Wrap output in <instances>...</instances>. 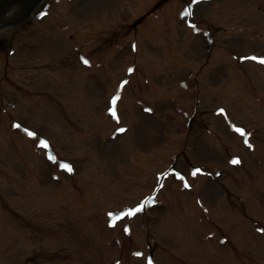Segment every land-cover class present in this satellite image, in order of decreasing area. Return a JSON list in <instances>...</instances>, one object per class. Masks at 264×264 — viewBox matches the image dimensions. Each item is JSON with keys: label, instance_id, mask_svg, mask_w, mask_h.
<instances>
[{"label": "rangeland", "instance_id": "1", "mask_svg": "<svg viewBox=\"0 0 264 264\" xmlns=\"http://www.w3.org/2000/svg\"><path fill=\"white\" fill-rule=\"evenodd\" d=\"M215 1L219 8H215L210 0H49L41 14L32 18V24L12 29L0 38L5 45L0 52L10 48L15 50L6 53L13 57L8 68L16 73L15 82L12 85L10 80L3 79L0 70V83L6 82L1 88L9 94L6 103L14 105L17 116V123L9 130L17 134L16 137L13 136L11 141L0 140V170L3 168L8 172L6 177L0 176V220L3 224L6 222L7 228L16 225L10 220L19 219L17 210L20 209L33 221L28 225L39 233L33 238L15 230L0 232V264H26V256L39 248L50 251L75 248L77 262L82 264H94L95 261V264H264L261 242H264V235L258 232L261 231L259 226L264 229V82L259 76L264 74V64L246 62L249 70L253 68L247 73L250 77L231 72L229 77L222 79L225 72L219 68L223 66V57L213 53L208 70L200 78L205 91L201 92L203 95L199 94L198 88L197 93L190 89L191 94L187 90L174 95L154 92L150 90L153 84L147 77L128 72L130 67L145 65L155 83L162 85V66L160 69L155 67L159 64L157 60L161 58L166 63L167 56H172L175 62L166 71H172L173 76L181 73L177 79L191 77L194 69L203 63L199 60L209 47L206 20L221 28H241L230 36L231 39L220 34L217 45L230 44L242 55L256 54L259 59H264V13L259 11L264 9V0ZM176 6L177 14L183 13L182 17L176 15L175 18H181L179 21L183 26L189 17L194 20L192 24L199 21L195 35L196 42L202 47L198 43L191 44L188 37L177 38L174 30L164 32V23L156 26L151 37L143 35L144 32L140 34V24L144 20L148 19L149 25L155 24L157 13L155 9L150 12V8H157V17L162 18ZM45 12L47 16L43 17ZM119 13L121 16L115 17ZM145 13L149 17L137 21ZM119 18L126 23V31L131 33V39L125 42L121 31L117 34ZM58 23L60 25L55 27ZM135 27L137 31L133 33ZM99 30L100 37L92 39L93 43L89 38ZM108 36L115 37L116 43L111 45L123 43L119 49L104 55L98 47ZM168 36L172 37L171 42ZM136 39L138 43H145L139 46V52H135L132 42ZM82 41L85 46L79 49L76 46ZM194 46L195 52L191 48ZM144 50L159 59L143 55ZM89 56L92 59H87ZM105 68L111 75L102 81L103 74H107ZM29 73L35 75L28 77ZM115 75V84L110 85ZM146 83L149 90L140 94L147 104L157 98L155 101L163 106L175 108L180 104L179 97L192 98L196 111H203V120L211 128L210 134L195 126L196 111L188 103L183 104L185 119L177 120L164 116L161 110L156 113L147 110L150 106L136 103L135 92ZM173 87L174 82H170L169 90ZM23 89L28 90L25 91L27 97H23ZM119 92L133 94L128 108L138 109L139 114L134 121L128 120V108L120 103L119 118H124L122 125L129 127L128 135L121 137L111 126L99 124L102 115L112 120L109 117L113 105L109 99ZM17 93L22 96L20 99ZM49 95L61 102L55 104ZM60 106L74 111L79 131L70 128L58 114L56 109ZM17 124L21 127H15ZM188 124L190 135L183 136L185 143H168L169 138L186 131ZM252 125L254 129L250 127ZM237 126H249L248 130L252 132L244 130L250 133V139H246L251 148L245 140L238 139L234 130ZM24 127L37 133V141L52 140L53 146L49 143L51 151L38 149L35 141L26 139V134L23 137ZM0 131L5 134L6 129ZM215 132L221 140L226 139L234 154L226 156ZM161 144H168L164 154L158 151L157 146ZM200 149L203 155L199 154ZM13 154L23 157L26 167L39 175L42 191H35L31 186L28 199H21V204L14 207L17 210L8 212L7 206H15L13 195L22 192L19 186H11L12 190L7 194V188L12 181L21 180L24 173L19 170L23 169L20 158ZM49 156L54 159L50 160ZM148 157L152 164H145ZM234 157L246 163L248 160V174L240 171L236 164L233 166ZM162 160L175 161L171 170L163 168ZM64 165H70L73 174L67 173ZM197 169L200 171L193 175ZM146 170L148 175L152 173L151 177H143ZM179 175L183 179H178ZM227 193L246 198L248 218L228 203L224 197ZM141 205H144L143 211L136 215H123ZM115 216L121 218L115 221V227H111ZM204 218L206 220H202ZM217 222L236 231L237 237ZM83 257L87 260H82ZM249 257L257 261L251 262Z\"/></svg>", "mask_w": 264, "mask_h": 264}, {"label": "snow or ice", "instance_id": "2", "mask_svg": "<svg viewBox=\"0 0 264 264\" xmlns=\"http://www.w3.org/2000/svg\"><path fill=\"white\" fill-rule=\"evenodd\" d=\"M197 2H199V0H197ZM250 59H252V60H257V57H250ZM83 62H84L85 64L88 63V61H87L86 59H84ZM258 62H259L260 64H264V59H259ZM125 83H127V81H125ZM117 99H119V98L116 97V98H114V99L112 100V105H113L112 115H113V116L116 115L115 105H116V101H117ZM221 111H223V110H221ZM15 127L20 128L21 125L17 124V125H15ZM234 130H235L236 132H238L241 136H246V135H247V133L245 132V130L242 129V128H235ZM25 131H26V133H27L29 136H34V135H35V133H33V132H31V131H28L27 129H25ZM119 131H120L121 133H123V132H125L126 130H125L124 128H121V129H119ZM244 143H245L249 148L252 147V145L248 142L247 139H245ZM42 146H43V147H47V143L44 142ZM49 159L52 160V159H54V157L49 156ZM231 162L235 165V164H239V163H240V160H239V159H234V160H232ZM63 167H64L65 170L68 171V172H72V171H73V169H72V167H71L70 165H64ZM199 171H200V170L197 169L195 172H193V175H196ZM180 178L183 179V177H180ZM185 187H188V185L185 184ZM146 203H147V202H146ZM143 208H144V205H141V206L138 207V208H135V209L129 210L128 212L124 213L123 215H124V216H134V215H136L137 213L143 211ZM110 216H111V214H110ZM120 218H121V217H119V216L112 217V223L110 224V226H111V227H115V221H116V220H119ZM261 231L264 232V229H261Z\"/></svg>", "mask_w": 264, "mask_h": 264}, {"label": "water", "instance_id": "3", "mask_svg": "<svg viewBox=\"0 0 264 264\" xmlns=\"http://www.w3.org/2000/svg\"><path fill=\"white\" fill-rule=\"evenodd\" d=\"M40 1L41 0H2V1H0V16L6 10H8L9 7H11L15 3H21L22 7H23L22 11L20 12V14L23 16V18L18 17L13 22H11V23L6 22V23H4V25L5 24H17V23L21 22L22 20H24L29 15L31 10H33Z\"/></svg>", "mask_w": 264, "mask_h": 264}]
</instances>
